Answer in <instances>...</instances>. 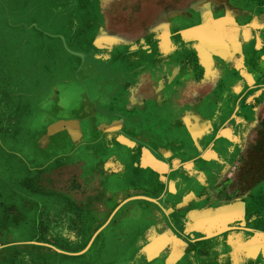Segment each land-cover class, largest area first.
<instances>
[{
	"label": "crops",
	"instance_id": "obj_1",
	"mask_svg": "<svg viewBox=\"0 0 264 264\" xmlns=\"http://www.w3.org/2000/svg\"><path fill=\"white\" fill-rule=\"evenodd\" d=\"M83 1L73 16L92 7L102 23L85 18L87 54L38 92L47 128L33 140L58 154L31 160L55 180L54 209L79 212L61 217L65 235L96 264H264V0H117L134 7L102 15ZM12 13L0 9V33L24 26Z\"/></svg>",
	"mask_w": 264,
	"mask_h": 264
},
{
	"label": "rangeland",
	"instance_id": "obj_2",
	"mask_svg": "<svg viewBox=\"0 0 264 264\" xmlns=\"http://www.w3.org/2000/svg\"><path fill=\"white\" fill-rule=\"evenodd\" d=\"M26 1L0 0V9L8 6L11 12L15 11L12 16L24 15V26L0 33V74H7L8 81H12V96L6 99V106L9 107L0 109V264H96L97 259L85 258L86 251L77 255L85 250L84 242L71 239L69 233L65 235L66 231H70L69 227L59 225L61 217L67 218L71 213L77 215L79 212L69 210L61 214L54 209L52 191L55 180L50 176L48 181L45 178L37 181V163L31 160L33 155H38L43 163L58 154V151L49 155L42 153L33 140L37 133H43L47 128V123L35 124L37 103L41 98L38 92L45 89L50 92V74L60 73L62 77L66 76L67 81L71 79L75 60L87 54V43L91 38L90 34L82 31L85 18L97 19L99 24L102 18L95 11L91 13L92 7L87 8L90 13L86 16L80 15V11L73 16L78 10L73 0ZM194 1L175 0L172 6L187 8L197 4ZM107 2L98 0L101 15L108 10L106 6L111 9H118L123 4L127 9L134 7V1ZM135 2L136 7L143 10L171 5L169 0ZM15 21L13 19V24ZM3 24L4 19H0L1 29ZM27 25L30 26L29 31L22 32L21 28ZM96 25L98 23L94 22L93 26ZM81 35L87 40H79ZM77 39L78 44L70 43ZM21 71L27 75L24 84L18 87L22 82L17 80L20 77L17 73ZM3 99L0 93V102ZM20 100L21 104L18 103ZM17 103L20 106H16ZM59 117L64 118L66 114ZM9 120L14 121L12 125ZM83 228L79 229L80 233L84 232Z\"/></svg>",
	"mask_w": 264,
	"mask_h": 264
},
{
	"label": "water",
	"instance_id": "obj_3",
	"mask_svg": "<svg viewBox=\"0 0 264 264\" xmlns=\"http://www.w3.org/2000/svg\"><path fill=\"white\" fill-rule=\"evenodd\" d=\"M238 227H236V229H237ZM230 230V228H227V229H222V230H220L219 232H217V233H214V234H212V235H209V236H207V237H205L204 239H210V238H213V237H217V236H219V235H221V234H223V233H225V232H227V231H229ZM89 246V245H88ZM86 249H87V247H86ZM86 249L85 250H83L82 252H80V253H77V255H81V254H83L85 251H86Z\"/></svg>",
	"mask_w": 264,
	"mask_h": 264
}]
</instances>
